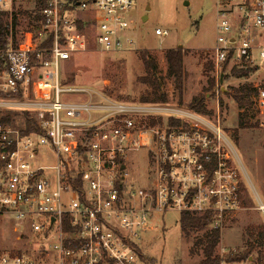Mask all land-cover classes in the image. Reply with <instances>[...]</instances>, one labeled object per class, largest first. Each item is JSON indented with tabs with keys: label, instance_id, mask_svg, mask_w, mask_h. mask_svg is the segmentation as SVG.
<instances>
[{
	"label": "built area",
	"instance_id": "1",
	"mask_svg": "<svg viewBox=\"0 0 264 264\" xmlns=\"http://www.w3.org/2000/svg\"><path fill=\"white\" fill-rule=\"evenodd\" d=\"M37 2L42 8L35 5L23 29L15 0H0L8 29L0 39V110L28 112L37 129L26 132L24 114L0 122V217L14 215L48 245L38 255L0 253V264H142L140 241L173 210L208 214L210 229L223 230L241 208L244 169L219 115L215 123L117 100L67 76L90 44L103 54L136 50L135 0ZM216 4L211 58L218 76L264 69V0ZM252 86L254 123L264 128V78ZM163 114L182 121L164 124ZM150 119L157 123L148 126ZM142 149L151 167L139 186L127 181L128 163ZM48 152L53 164H43Z\"/></svg>",
	"mask_w": 264,
	"mask_h": 264
},
{
	"label": "rangeland",
	"instance_id": "2",
	"mask_svg": "<svg viewBox=\"0 0 264 264\" xmlns=\"http://www.w3.org/2000/svg\"><path fill=\"white\" fill-rule=\"evenodd\" d=\"M37 0H15V13H30ZM133 16L137 29L133 36L137 41L134 51H123L103 54L90 44L88 51L78 56V60L67 70L70 80L79 85L100 89L108 92L113 98L126 102L139 101L147 86L138 82L145 74L144 65L139 59V53L147 50L157 59L158 75L166 76L168 64L165 51L170 48H180L185 52L184 93L182 104L178 102L175 93L174 80L166 79L165 90L169 101L162 104L177 110L192 112L189 103L195 97H204L208 110L212 115H203L212 122L220 124L228 135L240 162L238 164L244 187L241 208L234 210L221 230V242L217 253L221 259L237 255L247 249L250 242L255 243L253 255L242 263L223 264H258V251H262L264 264V247L251 239L249 230L258 226L264 227V211L259 209L264 205V128L239 127V115L242 112L231 95V89L244 85L259 83L264 78V69L256 71L248 78H235L225 75L223 86H219L220 76L216 69L207 68L213 63L211 58L216 45L217 23L219 21L216 0H135ZM21 23L26 27L29 15H19ZM166 29L169 35L161 37L155 30ZM22 28H20L21 30ZM214 65V63H213ZM206 67V68H205ZM209 78L215 79L210 89ZM220 87V88H219ZM222 87L226 91L222 90ZM22 110H0L1 114L9 112L18 120L23 119ZM195 114V113H194ZM200 116V115H199ZM165 124L168 119L181 120L170 114L161 116ZM183 118V117H182ZM182 121V120H181ZM247 122V119H245ZM17 123V122H16ZM238 133V137H236ZM53 155L48 152L43 164H53ZM150 163L145 149L129 156L127 181L135 185H145L150 175ZM182 213L173 210L165 213L161 219L155 220V229L148 232L140 241L139 248L144 255L142 264H197L199 255H192L191 249L197 237L202 233L186 238L180 226ZM18 231H15V228ZM210 229V226H209ZM23 233L24 239L17 240ZM35 237V238H34ZM48 245L42 236L36 235L29 226L19 225L14 215L0 217V253L25 252L33 255L40 253L39 246Z\"/></svg>",
	"mask_w": 264,
	"mask_h": 264
},
{
	"label": "trees",
	"instance_id": "3",
	"mask_svg": "<svg viewBox=\"0 0 264 264\" xmlns=\"http://www.w3.org/2000/svg\"><path fill=\"white\" fill-rule=\"evenodd\" d=\"M42 8V3L37 2L35 11H39ZM5 15L0 13V39L6 37L7 28L4 27V19L1 17ZM19 15H32L31 13L19 12ZM4 17V16H3ZM21 25L18 16L14 19V30ZM184 56L185 52L180 48H170L165 51V59L168 64L166 76L158 75L157 59L151 55L149 51L143 50L139 53V59L144 65L145 74L138 78V82L147 86L148 89L141 95L138 103L143 104H167L169 101L168 93L165 90L166 79L174 80L175 93L178 94V102L182 104V98L184 93V82L186 73L184 71ZM209 70L214 69L213 63L206 65ZM206 68V67H205ZM253 73L252 69L247 70H233L231 76L235 78H248ZM215 79L209 78L210 89L213 88ZM231 95L234 101L237 103L238 108L242 110L239 115V127L242 129L257 127V123H254V114L252 110V95L255 91L252 85H244L235 89H231ZM137 103V101H134ZM189 109L197 115H212V111L208 110L205 104L204 97H195L189 103ZM26 122V132L36 131L33 118L28 112H23ZM13 119L12 114L4 115L0 118L1 123H9ZM247 119V122H245ZM162 122V121H161ZM157 122L154 119L148 120V126L155 125ZM171 124H180V120H170ZM259 127V126H258ZM238 137V133H236ZM264 146V144H263ZM211 224V217L208 214L195 215L189 212H182L180 218V226L183 234L186 238H191L193 235L202 233L200 237H197L194 245L191 249L192 255H199L201 259L197 264H223L226 263H242L247 261L256 249V245L250 242L247 249L244 252L237 255L229 256L226 260L221 259L217 253V248L221 242V230L209 229ZM251 239H255L259 243V246L264 247V227L258 226L249 230ZM141 258L144 256L141 254ZM258 264H262L263 253L258 251V257L256 259Z\"/></svg>",
	"mask_w": 264,
	"mask_h": 264
},
{
	"label": "water",
	"instance_id": "4",
	"mask_svg": "<svg viewBox=\"0 0 264 264\" xmlns=\"http://www.w3.org/2000/svg\"><path fill=\"white\" fill-rule=\"evenodd\" d=\"M224 77H225V74L221 73V75H220V83H221L222 86H223V82H224ZM222 90L226 91V89L224 87H222ZM123 168H125V167H123ZM53 221H54V219H53Z\"/></svg>",
	"mask_w": 264,
	"mask_h": 264
}]
</instances>
